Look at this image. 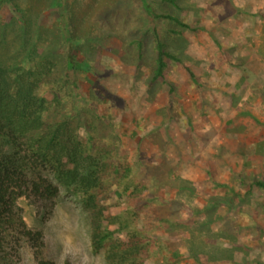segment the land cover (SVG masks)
Segmentation results:
<instances>
[{
	"label": "rangeland",
	"instance_id": "obj_1",
	"mask_svg": "<svg viewBox=\"0 0 264 264\" xmlns=\"http://www.w3.org/2000/svg\"><path fill=\"white\" fill-rule=\"evenodd\" d=\"M53 1H0V65L51 63L62 84L77 39L80 96L64 83L57 115L73 148L108 161L100 201L133 264H264V0H63V13ZM48 172L59 196L19 200L45 254L109 264L85 195Z\"/></svg>",
	"mask_w": 264,
	"mask_h": 264
},
{
	"label": "trees",
	"instance_id": "obj_2",
	"mask_svg": "<svg viewBox=\"0 0 264 264\" xmlns=\"http://www.w3.org/2000/svg\"><path fill=\"white\" fill-rule=\"evenodd\" d=\"M64 5L63 0H54L52 7L63 13ZM155 32L159 77L168 53L161 44L159 31ZM66 42L67 66L62 84L49 71L51 63L22 66L13 71L0 65V264H20L24 253L32 257V264H57L45 254L42 230L25 221L19 200L28 198L39 209L44 208L60 194L48 170L58 169L62 173L64 164H72L62 173L68 184L85 195L93 247L105 250L109 264H133L132 246L117 239L107 227V206L100 201L105 174L97 169L98 162L108 161L99 158L94 163L96 158L91 154L83 157L81 151L73 148L72 124L57 115L64 83L71 82L76 96H80V81L75 72L83 63L75 53L77 39L68 33ZM187 68L194 77L191 68ZM254 183L264 187V180Z\"/></svg>",
	"mask_w": 264,
	"mask_h": 264
}]
</instances>
